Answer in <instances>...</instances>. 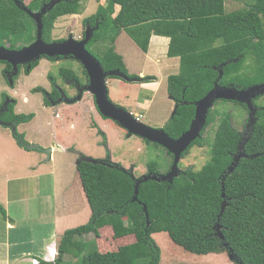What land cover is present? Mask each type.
<instances>
[{"label":"trees","instance_id":"obj_1","mask_svg":"<svg viewBox=\"0 0 264 264\" xmlns=\"http://www.w3.org/2000/svg\"><path fill=\"white\" fill-rule=\"evenodd\" d=\"M16 1L23 4L25 0H0V46L10 49L24 48L37 38L35 21ZM50 2L31 0L28 9L39 12ZM83 11V0H61L43 16V39L48 43L65 40L53 38L56 22L60 17ZM83 23L93 28L98 25L86 47L92 54L90 48L95 47L98 55H93L104 70H119L130 78L136 75L128 73L123 57L113 45L108 46L109 40L114 44L125 30L146 51L151 33L171 38L169 55L181 59L179 73L168 78V93L176 102L177 110L163 129L174 139L190 128L196 103L216 84L245 89L257 82L264 83V0H252L245 8L233 12H227L226 0H106L95 13L85 17ZM247 59H251L248 64ZM39 62H33L30 69L27 65L19 66V73L13 76L11 84L9 74L13 66L0 61L6 64L4 74L12 87L23 69L30 74ZM247 67L252 70L249 74ZM60 74L66 81L81 85L73 70L61 69ZM137 78L140 81L155 79L151 76ZM50 79V93L43 88L35 89L45 94L46 105L57 103L62 97L56 79L51 75ZM8 97L3 94L0 109ZM240 104L248 110L245 104ZM15 105L16 100L9 101L6 110L0 112L1 121L18 126L34 117L33 114H16ZM257 117L243 149L245 157L233 172L229 173V167L240 152L244 133L227 115L216 129L211 159L202 169H188L173 183L144 181L139 186L137 201L134 196L139 178L132 169L112 162L111 156L97 164L82 161L77 169L92 215L87 223L68 229L62 235L54 264H63L70 253L82 254L80 264H138V260L160 264L162 252L153 236L162 232L193 254L225 252L234 264H264V229L243 224L230 227L222 222L223 217L224 238L218 235L216 228L225 201L264 205V107H259ZM213 122L211 109L202 136L189 146L182 158L194 146H202L203 135ZM13 134L20 146L28 149L25 135L18 129ZM148 172L160 175L158 163L150 162ZM0 211L5 213L1 204ZM103 230L113 232L115 239L133 235L135 241L116 251L102 252L95 239L103 236ZM88 234H94L93 242L84 239ZM39 264L53 263L40 260Z\"/></svg>","mask_w":264,"mask_h":264},{"label":"crops","instance_id":"obj_2","mask_svg":"<svg viewBox=\"0 0 264 264\" xmlns=\"http://www.w3.org/2000/svg\"><path fill=\"white\" fill-rule=\"evenodd\" d=\"M123 39L125 40L124 45L122 44ZM170 43V37L156 35L153 32L149 37L148 49L144 51L125 30L121 31L116 39V44L123 49L117 52L123 57L129 74L131 75L130 66L124 56L126 54L124 49L132 44L131 47H137L142 52L141 57L145 59L143 63L147 64L136 70V76L144 78L148 75L155 79L141 81L142 84H140L138 83L140 80L132 77L136 79V82H132L140 89L133 90V95H127L124 81L129 82L130 80L116 76L120 80H115V89L108 92L109 98L111 96L116 102H120L115 93L119 90L123 91L127 102L122 104L133 102L137 109L133 112L138 119L142 120L141 111L143 109L152 113V118L156 123L152 120L144 121L149 126H165L177 108L176 102L168 93V78L170 75L179 73L181 59L180 56L169 55ZM61 59L75 58L64 57L58 60H48L59 62ZM40 63L28 74L29 80L42 76L45 68H42L43 65ZM48 63L51 62L48 61ZM0 66V72L9 84L4 74L6 64L1 63ZM71 70L76 73L74 69ZM21 73L16 78L13 88L16 83H20ZM50 75L54 77L46 70L44 76L50 80L48 87L30 84L27 91L21 92L19 89H14L15 95H10L11 101L16 100V114L34 115L30 121L17 126L18 131L25 135L28 149L20 146L11 127L0 124V204L5 210V213L0 211V264H31L34 258L44 260L46 256H49L48 248L56 250L62 235L68 229L87 223L92 215L77 169L81 154L85 153L79 150L75 142L78 136L76 132L86 126L83 123L90 124L91 118L95 120L97 126L102 122H98L100 112L91 92L84 90L80 96V90L86 87L82 82L81 85L75 83L76 86L73 84L74 81L70 82L69 84L74 88L72 90L69 89L70 85H67L73 93L71 95L56 80L61 88L62 97L57 103L46 105L45 94L35 89L43 88L50 93L52 91ZM59 75H61L60 71ZM36 93L43 95V103L39 109L32 104V100L36 97L33 94ZM89 95L93 96V101L89 99ZM161 100H166L168 104L164 112L163 108L160 109L164 114L160 119L155 114L156 105ZM43 110H52V118L43 115ZM56 121L63 122L62 128L57 127L59 123ZM59 129L62 130L64 136L71 138L63 140V137L58 135L57 130Z\"/></svg>","mask_w":264,"mask_h":264},{"label":"rangeland","instance_id":"obj_3","mask_svg":"<svg viewBox=\"0 0 264 264\" xmlns=\"http://www.w3.org/2000/svg\"><path fill=\"white\" fill-rule=\"evenodd\" d=\"M105 1L106 0H83L84 11L81 14L67 15L58 19L53 30V38L68 39L71 35H73L77 40L84 39L85 37L83 38V34L85 32L86 35L88 26V24L84 26V18L95 13L101 4H105ZM251 1L252 0H226L227 12H233L238 9H243ZM30 2L31 0H25L23 4L20 3V6L28 9V5ZM108 34L110 35V32H108ZM124 43L125 40L123 39L122 44L124 45ZM110 45H113L116 52H121L123 50L116 44V41L114 44H112L109 40L108 46ZM130 45L133 46L132 44ZM131 46H128L124 49V53H126L124 56L126 58V61L128 60L131 75H136V70L141 66H147V64L143 63V60L145 59L141 57L142 52L139 51L137 47ZM90 49L93 51V54L98 55L95 52V47H91ZM250 60L251 59H247V64ZM48 61L51 63H48ZM40 62V65H43L42 68H45L43 70L42 76L33 77L31 80H29V75L23 70L20 75V83H16V86L14 88L7 83L3 74H1L0 72V102L3 99V94L7 93V95L9 96L11 94L15 95L14 89H19L21 92H24L29 89L30 84L34 86L48 87L50 85V80H48V78L44 76L46 70L47 72H50L56 78L58 83L71 95L73 93H71L70 90L74 88L71 84H69V80L64 81V78L59 75V71L61 68H67L69 70L74 69L80 76V78H82L81 82L85 84V86L89 84L88 73L79 60L76 61L75 59H61L59 62H57L48 60L43 57ZM75 62L77 63L74 64ZM254 67H256V64L254 65ZM251 72L252 70L248 68L247 73L249 74ZM135 77L137 78V76ZM116 79L120 80L119 78L107 79V85L109 88L108 91H110L111 89H115L114 82ZM137 79L139 80V78ZM162 81L164 82V78H162ZM134 82L124 81V87L127 88V95H133V90L140 89L137 84H134ZM138 83L142 84L141 81H139ZM68 84L70 85V90L67 87ZM257 84L260 83H255V85ZM123 93L124 92H120V90L116 91L115 93L118 101L120 102H116L111 98V96L110 98L114 103L125 108V110H128L133 116H135V118H137L138 116H136L135 112H133L137 110L133 102L122 104L124 102H127ZM33 95H35L36 97H34V99L32 100V104L37 109H39L41 107V104L43 103V95L42 93H36ZM39 99L41 100V102ZM89 99L91 101L94 100L92 95H89ZM253 101L254 107L257 108V110L259 109V107H264V93L258 95ZM167 104L168 103L166 100H161L160 103L156 105L157 109L155 115L160 119L164 115L162 114V111L160 109L163 108L164 112ZM42 112L45 116H49L51 118L53 116L52 110H43ZM212 112L214 115V122L206 129L203 135L204 140L202 146H194L186 157L181 158L179 162L180 175L188 169L199 171L208 163V161L211 159V150L214 143L216 129L225 116L230 115L233 125L245 134L249 120V111L243 105H241L240 102L238 103L235 100L229 99L218 100L214 104ZM143 113L145 114L144 118ZM141 114L142 120L140 118L139 120L144 124H146V122L144 121L150 122L151 120L156 123L152 118L151 112H147V110L143 109L141 111ZM93 115L96 116L95 114ZM172 116H170L166 124L169 122ZM90 121V124H88L87 122L83 123L82 121V123L86 124V126H83L81 130H78L76 132L78 136L75 144L80 151L85 153L81 154V156L84 155L87 157H92L99 160L100 162L108 159V157L111 156L112 162L119 163L126 169H132L134 171V176L137 178H143L145 175L149 174L148 164L152 161L158 163V168L161 172L160 175H166L170 172L174 162V155L171 152L168 153L166 151V148L162 146L158 147L154 145V142L148 143L146 142V139L140 138L138 136H130L125 128L120 126L114 120L105 117L101 112L98 117V122H102H100L98 126L96 125L93 118H91ZM57 123H59L57 127L62 128L61 124L63 122L60 121ZM165 126L163 125L158 127H151L156 129H163ZM57 132L61 138L63 137V140H66V138H71L64 136V133L60 129L57 130ZM105 134H107V136ZM248 135H245L244 138H247ZM222 217V222L230 227L243 224L252 226L256 229H264V205L262 204H255L246 201L236 203L227 202L220 217V222L218 223V226L220 228H223L224 224H221ZM102 234L103 236L99 239H95L94 234L85 235L84 239L90 242H93L94 239L97 240V242L99 243L98 249L102 252L116 251L120 246H123L127 243H133L135 241V237L133 235L125 238L115 239V237L113 236V232H111L110 230H103ZM153 237L161 248L162 254L160 264H234L232 262L231 256L225 252L220 254L211 253L207 255H198L187 252L183 248L175 244L166 232L155 234ZM81 258L82 254H78L76 256L75 253H70L65 256L63 264H80ZM137 263L148 264V260H138Z\"/></svg>","mask_w":264,"mask_h":264},{"label":"water","instance_id":"obj_4","mask_svg":"<svg viewBox=\"0 0 264 264\" xmlns=\"http://www.w3.org/2000/svg\"><path fill=\"white\" fill-rule=\"evenodd\" d=\"M60 1L61 0H51V2L44 5L42 10L39 12H33L30 9L21 7L20 3L16 1L17 4L35 21L37 25V38L33 43L21 49H10L5 46H0V61H6L13 66V70L9 74L11 84H13V76L17 75L19 72V66L27 65V69H30L33 62L41 60L43 57H74L75 59L79 60L83 64L89 76V84L80 90V96H82L84 90L91 92L95 97L99 112L125 128L130 136L135 135L150 142L159 144L174 155V162L169 173L166 175L149 173L143 178H139L137 180L134 201L138 200L139 186L144 181L155 180L158 182L169 181L173 183L174 179L180 175L179 162L183 153L194 141L202 136V131L206 126L209 112L213 108L214 104L221 99L235 100L245 104L249 110V120L244 137L245 135H249L247 138L243 137V141L240 145V152L235 156L233 164L229 167V173L235 170L240 159L245 157L243 149L245 144L249 141L252 134V128L258 120V110L254 107L253 100L258 95L264 93V83L250 86L245 89L236 87H222L216 84L213 90H211L203 99L196 103V113L190 128L178 139H174L164 129H156L144 124L138 118H135V116H133L129 111L115 105L111 101L108 95L109 91L106 84L107 78L109 76H118L130 81H136V79L130 78L128 75L122 73L119 70L106 72L99 59L95 57L90 51H88L86 45L93 38L94 31L98 29V25H96L94 28L88 25L85 38L82 40H77L73 35L63 41H54L50 43L43 39V16L48 10H51ZM9 101L11 100L7 98L6 102L3 104V107L0 109V112L5 111ZM0 124L11 127L13 131L17 130V126L15 124L6 123L1 120ZM82 161L91 162L94 164L102 163L97 159L84 155L81 156L78 164H80ZM226 204L227 202L225 201L222 206V212ZM145 210H147L146 206ZM216 228L219 236L224 238V235L221 232V228L218 226V224L216 225Z\"/></svg>","mask_w":264,"mask_h":264},{"label":"built area","instance_id":"obj_5","mask_svg":"<svg viewBox=\"0 0 264 264\" xmlns=\"http://www.w3.org/2000/svg\"><path fill=\"white\" fill-rule=\"evenodd\" d=\"M55 252H56L55 249L49 247L48 248L49 256H46V258H45L46 261L50 262L51 261V256L53 257V260H54V258H55ZM31 261H32V264H39L40 263V261L38 259H36V258L32 259Z\"/></svg>","mask_w":264,"mask_h":264},{"label":"clouds","instance_id":"obj_6","mask_svg":"<svg viewBox=\"0 0 264 264\" xmlns=\"http://www.w3.org/2000/svg\"><path fill=\"white\" fill-rule=\"evenodd\" d=\"M56 256H57V249H56V252H55V258H56ZM55 258H54L53 261H50L49 263H53V264H54ZM39 261H40V260H39ZM44 261H46V260L44 259ZM46 262H48V261H46ZM31 264H32V263H31Z\"/></svg>","mask_w":264,"mask_h":264},{"label":"flooded vegetation","instance_id":"obj_7","mask_svg":"<svg viewBox=\"0 0 264 264\" xmlns=\"http://www.w3.org/2000/svg\"><path fill=\"white\" fill-rule=\"evenodd\" d=\"M84 38V37H83ZM69 82V81H68ZM70 82H73V81H70ZM75 85V83H73ZM76 86V85H75Z\"/></svg>","mask_w":264,"mask_h":264}]
</instances>
